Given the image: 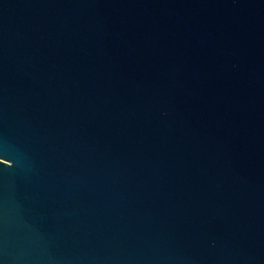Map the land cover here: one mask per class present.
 Instances as JSON below:
<instances>
[{"label": "water", "instance_id": "1", "mask_svg": "<svg viewBox=\"0 0 264 264\" xmlns=\"http://www.w3.org/2000/svg\"><path fill=\"white\" fill-rule=\"evenodd\" d=\"M0 264H264V0H0Z\"/></svg>", "mask_w": 264, "mask_h": 264}]
</instances>
